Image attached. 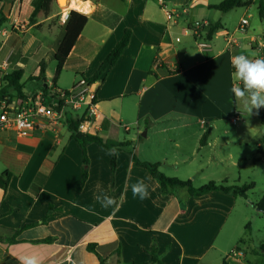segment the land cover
<instances>
[{"label":"crops","instance_id":"obj_1","mask_svg":"<svg viewBox=\"0 0 264 264\" xmlns=\"http://www.w3.org/2000/svg\"><path fill=\"white\" fill-rule=\"evenodd\" d=\"M8 1L0 0V11ZM45 1L13 0L0 26V83L3 75L22 70L27 97L11 104L19 107L39 96L56 104L57 91L73 90L92 78L130 30L118 62L89 84L102 115L93 134L131 145L116 151L112 172V152L89 144L88 178L82 184V150L65 119L24 138L1 131L0 175L8 171L12 178L6 189L0 187V264H20L19 257L31 254L40 256L41 264L146 263L154 250L163 264H248L246 253L239 262L229 258L239 245L231 244L227 230L237 206L247 199L222 191L198 197L186 188L163 191L134 157L159 164L168 177L191 180L195 187L209 181L240 186L237 168H242L240 161L246 164L247 140L222 127L226 117L242 121L230 91L231 57L246 55L241 41H247L249 57L255 55L251 41L261 38L254 27L248 21L241 32L243 17L231 23L237 8H212L224 0H66V7L59 0L48 6ZM63 10L69 12L65 22ZM196 22L205 23L206 48L188 31ZM16 23L24 28H15ZM214 25L218 30L209 39ZM229 38L238 47H230ZM64 53L56 78L57 55ZM24 79L35 87L27 89ZM211 163L222 171L218 176L207 172ZM139 180L148 187L144 200L132 193ZM103 194L117 203L101 207L95 197ZM25 225L32 226L16 235L17 242H8L6 231ZM47 238L52 241L44 242Z\"/></svg>","mask_w":264,"mask_h":264},{"label":"trees","instance_id":"obj_2","mask_svg":"<svg viewBox=\"0 0 264 264\" xmlns=\"http://www.w3.org/2000/svg\"><path fill=\"white\" fill-rule=\"evenodd\" d=\"M7 1V0H6ZM53 0H46L45 6H48ZM98 1V0H95ZM253 4L252 0H224L220 4L212 6V8H215L221 12H228L235 8H241V7H248ZM258 11L259 16L261 19H264V0H259L258 3ZM7 20V16L3 14V11H0V26H2ZM218 30V27L216 25L210 27L207 31V38L211 39L214 33ZM76 35L73 36L71 39L69 46L74 42ZM131 38V31L126 30L124 33L123 38L120 40V42L114 47V49L111 51V53L108 55V57L104 60V62L101 64L99 69L96 71V73L93 75L92 78L88 79V83H94L106 73V71L114 66L120 56L122 55L125 48L128 46ZM66 56V53L57 55L58 61L60 62L57 71H56V78L60 74L62 70V60H64ZM175 73L179 72V69H176L174 71ZM42 74H40L39 77H41ZM23 76L22 70H15L10 73H7L2 76L1 83H0V102H7L11 103L14 98L19 99L20 101L26 100V96L23 93V84L21 82ZM47 87L43 88V91L46 93ZM57 96V95H56ZM259 116L261 123L264 125V108H261L259 110ZM84 119L83 116L73 114L72 112L68 111L66 114L65 122L67 124L68 130L71 133V138L77 142L79 147L82 150L83 155V169H82V180L81 183L84 184L88 178V165H89V158L87 155V146L91 143L97 144L101 148H104L106 150H109L112 152V160H111V168L112 172L115 171L116 167V151L127 149V147H130L131 142H117L112 140H105L101 138L100 136L96 134H88V133H82L79 131L78 127L80 122ZM207 133L204 134V136L201 139V144L203 145L207 141ZM260 148V152H261ZM260 158H257L256 161H259ZM134 161L141 167H144L149 171V173L152 175L154 179L157 180L159 185L161 186L163 191H168L170 189L175 188H186L191 196L198 197L203 196L209 192L212 191H222L225 193H232L235 196H241L245 199H247V193L251 189L254 188V183L249 184H243L241 186L237 185H227L225 183H216L215 181H209L208 183L200 186L195 187L191 180H181L179 178L175 177H168L163 172L160 171V165L149 163V162H142L137 157H134ZM244 161H240L239 165H242ZM12 178V174L8 171L2 173L0 175V187L3 189H6L8 184L10 183V180ZM258 210H260L264 214V197L262 200L256 205ZM45 221V219H44ZM32 225H25L21 229L18 230H7L11 237L8 239V242H17L16 235L21 232V230L28 228ZM3 238L0 237V241H2ZM44 242H50L52 241V238H47L43 240ZM261 250L264 252V244L261 245ZM130 264H163L156 255V251L154 250L151 254L150 261L146 263H130ZM223 264H228L225 260ZM240 264V263H238Z\"/></svg>","mask_w":264,"mask_h":264},{"label":"rangeland","instance_id":"obj_3","mask_svg":"<svg viewBox=\"0 0 264 264\" xmlns=\"http://www.w3.org/2000/svg\"><path fill=\"white\" fill-rule=\"evenodd\" d=\"M258 3L259 0H255L248 7L235 9L230 14L232 17L231 23L234 25L238 19L242 17L247 18L250 25L254 27V35L264 41V19H261L259 16ZM60 5L62 7L65 6L64 3H60ZM218 42L222 43V41ZM246 44L247 41H241V48L245 49L246 55L251 56L252 52L246 48ZM70 80L68 77L65 79L68 85L70 84ZM24 84L30 90L35 87L33 83L25 79ZM238 109L242 112L240 114L242 121L234 125L231 122L232 118L226 117L223 127H221L228 129L232 134L235 132L240 133L247 140L248 147L245 146V143L243 144L244 153L242 155L246 164L241 165L242 168H237L241 173L243 181L238 184L241 186L243 184L254 183V188L248 191L247 200L240 202L237 206L236 211L230 219V221L232 220L231 228L227 230L232 231L231 236L233 241L231 244L233 246L235 244L239 245L234 249H239L246 253L248 264H264V252L261 250V245L264 244V214L256 206L264 197V125L261 123L259 113L257 114L256 110H253V113L248 115L239 105ZM83 111L84 109H80L77 112L71 110L70 112L81 114ZM257 158H260V160L256 161ZM231 167L230 163H227L225 169L230 171ZM213 171L214 176H218L222 172L217 170L214 163H211L207 167V172Z\"/></svg>","mask_w":264,"mask_h":264},{"label":"built area","instance_id":"obj_4","mask_svg":"<svg viewBox=\"0 0 264 264\" xmlns=\"http://www.w3.org/2000/svg\"><path fill=\"white\" fill-rule=\"evenodd\" d=\"M68 17L69 12L63 10L62 22L67 21ZM168 17L171 19L173 16L169 14ZM204 24V22H196L188 29L201 48L207 47V43L204 42L205 39H202L201 36ZM247 25L248 19H241L239 30L245 32ZM15 28L22 29L24 27L21 23H16ZM179 40L180 38H177V41ZM251 43V49L255 51V55L250 58L264 57V41L253 39ZM228 44L232 48L238 47L233 38H229ZM56 99L58 101L56 104H50L45 102L42 96H39L30 99L19 107L13 106L11 103L0 102V132L13 130L21 138L29 137L36 132H46L51 126L63 121L68 111H75L84 106V112L80 115L84 119L80 122L78 129L82 133L93 134L92 131L96 129V122L102 115L96 104V93L90 90V84L87 80L82 79L73 90L57 91ZM238 121V116L232 120L234 124H237ZM244 256L245 253L239 249H234L229 254V258L235 262H239Z\"/></svg>","mask_w":264,"mask_h":264},{"label":"clouds","instance_id":"obj_5","mask_svg":"<svg viewBox=\"0 0 264 264\" xmlns=\"http://www.w3.org/2000/svg\"><path fill=\"white\" fill-rule=\"evenodd\" d=\"M90 2V0H89ZM233 85L230 88L235 101L248 115L264 108V57L250 58L244 53L231 57ZM134 197L144 200L148 197V187L143 180L132 186ZM95 199L103 208L115 205L116 200L107 194L97 195ZM20 264H41V257L36 254L19 257ZM75 264V262H73Z\"/></svg>","mask_w":264,"mask_h":264},{"label":"water","instance_id":"obj_6","mask_svg":"<svg viewBox=\"0 0 264 264\" xmlns=\"http://www.w3.org/2000/svg\"><path fill=\"white\" fill-rule=\"evenodd\" d=\"M12 1L13 0L8 1L3 8V14H5L6 16L10 14V10L12 8Z\"/></svg>","mask_w":264,"mask_h":264},{"label":"bare ground","instance_id":"obj_7","mask_svg":"<svg viewBox=\"0 0 264 264\" xmlns=\"http://www.w3.org/2000/svg\"><path fill=\"white\" fill-rule=\"evenodd\" d=\"M59 2L62 3V4L64 3V5H67V1L66 0H59ZM71 5H72V7L76 8L78 10H83V7L80 4L76 5L75 3H72ZM64 7H66V6H64Z\"/></svg>","mask_w":264,"mask_h":264}]
</instances>
